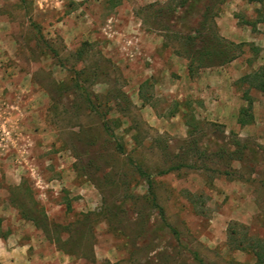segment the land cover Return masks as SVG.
Instances as JSON below:
<instances>
[{"label":"rangeland","instance_id":"374dc122","mask_svg":"<svg viewBox=\"0 0 264 264\" xmlns=\"http://www.w3.org/2000/svg\"><path fill=\"white\" fill-rule=\"evenodd\" d=\"M262 83L264 0H0V235L38 264H261Z\"/></svg>","mask_w":264,"mask_h":264},{"label":"crops","instance_id":"0c3cea01","mask_svg":"<svg viewBox=\"0 0 264 264\" xmlns=\"http://www.w3.org/2000/svg\"><path fill=\"white\" fill-rule=\"evenodd\" d=\"M12 148L15 149V147H12ZM13 158H15V157H13ZM15 160L19 161V159L18 160L15 159ZM19 170H20V167H19ZM20 172L21 171H18V170L14 171V174H15L16 178L18 179L17 182L20 179L19 175L22 174ZM13 185H15V183ZM12 192L13 191H11V193L7 192L8 194L6 195V197L3 199H0V205H1L0 208L10 209V208L14 207V206H11V204H10V203H12L10 201V197H11L10 194H12ZM15 224L17 225V223H15ZM18 235H19L18 232H16V233H14V232L13 233L12 232L1 233V235H0V264H38L37 262L33 263L29 260L28 253L26 251L27 250L26 247L28 245H24L23 240L21 241V243L16 244V242L20 241V238ZM20 235H21V233H20ZM44 256L45 257L43 260H45V259L47 260V258H49V257H46V256H49V254L44 255ZM46 260L42 261L41 263L46 264ZM59 261H58V264L60 263ZM52 263H54V261Z\"/></svg>","mask_w":264,"mask_h":264},{"label":"trees","instance_id":"16d2710c","mask_svg":"<svg viewBox=\"0 0 264 264\" xmlns=\"http://www.w3.org/2000/svg\"><path fill=\"white\" fill-rule=\"evenodd\" d=\"M258 88H259L260 92H262L264 94V83L259 85ZM95 111H96V109H95ZM133 167H134V170H135L136 174L140 178L145 179L148 191L151 193L152 185H151V181H150L149 176L144 171H142L141 167H139L137 165H134ZM182 167H184V166L183 165L172 166V167L168 168L165 171L159 172L158 175H165V174H168L170 172L177 171V170L181 169ZM151 196H152L153 205L155 206V201H154L152 193H151ZM155 208H157V210H158L159 219L165 225L166 223H165L164 215H163L161 209L159 207H157V206H155ZM177 240H178V238H177ZM263 243H264V241L261 240V241L258 242V245L255 246L257 249L261 248V251L259 249H258V251L256 249H254V246L251 247V251L256 250V251H253L254 252V256H255L257 262H259L261 264H263V260H264V253H262L264 251V244ZM240 246H242V245H239V249H240ZM192 256H193V259L195 260L196 263L204 264L203 261L198 258L197 254H193Z\"/></svg>","mask_w":264,"mask_h":264}]
</instances>
